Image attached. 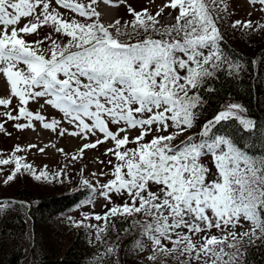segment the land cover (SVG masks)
<instances>
[{
    "label": "snow or ice",
    "instance_id": "obj_1",
    "mask_svg": "<svg viewBox=\"0 0 264 264\" xmlns=\"http://www.w3.org/2000/svg\"><path fill=\"white\" fill-rule=\"evenodd\" d=\"M97 2L56 0L64 9L88 18L80 22L50 10L51 0H0V73L11 93L0 98V106L6 108L0 116L14 121L24 117L28 123L15 127L31 128L33 119L46 118L27 105L43 99L74 126L69 133L53 118L43 123L44 129L83 138L102 134L94 143L84 144L81 154L112 141L105 155L111 154L116 163L109 160L112 171L101 174L113 178L99 189L83 180L91 193L83 203H92L98 190L109 203L113 196L123 198L122 204L113 203L110 208L106 204L104 215L94 218L105 225L110 218H131L130 228L123 233L137 231L135 249L147 252L150 264H164L168 258L174 264H244V244L264 240V152H250L236 136L251 137L257 131L256 122L243 114L242 105L229 104L200 125L198 133L176 143L196 125L205 103L201 93L215 91L211 84L217 74L225 66L229 76L243 69V62L230 58L222 48L217 21L227 6L221 9L217 0H167L153 15L148 8L138 12L129 5L131 22L122 25L117 19L105 25L93 7ZM250 2L264 6V0ZM165 8L177 11L174 24H160L158 17ZM22 20L26 22L19 26ZM46 25L67 37L66 43L52 39V34L43 40H25L24 35H39L38 29ZM232 27L253 29V23L237 20ZM257 27L264 29V24ZM44 41H50L47 55L39 47ZM13 98L19 103L16 116L7 110ZM233 124L236 130L230 133L227 126ZM110 125L116 126L115 132ZM137 129L139 135L130 139L128 133ZM149 135L152 138L146 141ZM260 142L264 143V131ZM129 144L136 146L129 148ZM207 157L214 171L202 163ZM22 159L15 153L0 159V165L15 161L14 171L3 183L13 181L22 170L36 180L62 174V170L51 177L46 170L37 174ZM16 204L30 207L4 199L0 213ZM137 215L142 219H136ZM245 224L252 227L235 231ZM213 230L225 234L218 236ZM106 231L107 227L98 228L97 240L102 241L100 233ZM121 244L118 235L101 256L93 257L92 264L103 256L115 257L110 264H120Z\"/></svg>",
    "mask_w": 264,
    "mask_h": 264
},
{
    "label": "rangeland",
    "instance_id": "obj_2",
    "mask_svg": "<svg viewBox=\"0 0 264 264\" xmlns=\"http://www.w3.org/2000/svg\"><path fill=\"white\" fill-rule=\"evenodd\" d=\"M226 1L230 5V16L227 17H229L232 23L237 20H251L253 23V29L236 27L239 29V35H241L243 38H247L259 35L260 33H262V30L264 31V29H259L257 27L260 24H264V6L260 5L258 2L251 3L250 0ZM78 2L88 4L91 2V0H78ZM166 2L167 0H98V2L93 5V7L101 13V22L107 25L117 19H119L121 22H128L130 20H133V16L128 12L127 6L129 5L138 12L144 8H148L149 12L155 15V13L161 7H163ZM111 4H115L116 11L106 13V8ZM52 9H55L56 11L61 13L62 18H66L69 20L76 19L80 22H88V18H81L78 14L72 13L71 10L64 9L63 7L57 5L56 0H51L50 10ZM177 14V11H172L171 9L165 8L161 16L158 17V19H160V24H172L173 22H175V17ZM92 19L95 18L93 17ZM24 22L26 21L22 20L19 26H23ZM38 31L39 35H22H24L25 40L29 42L43 40V38L48 36L49 34H52V39H56L58 42L66 43L67 41V37L56 35L54 33V29L51 26H43L42 28L38 29ZM49 43L50 41H44L39 45V47L44 50L46 55L48 54L47 49L49 47ZM10 94V85L7 83L6 77L2 73H0V98H6L10 96ZM261 99L262 101H264V96ZM229 104L240 103L236 101L226 103V105ZM42 105L43 107H41ZM18 107V100L16 98H13L12 104L8 106L7 110H11L12 114L16 116L18 115ZM27 107L34 114L37 112L42 114L46 118L45 121H36L35 119H33L31 121L33 127L18 129L15 127V124L28 123V120L26 118L21 117L19 120L14 121L8 120L6 116H0V122L4 123V128L0 129V159L10 158L15 153L16 156H20L23 158L21 160L22 164L28 163L32 165L37 174H39L40 171L45 170L49 173L50 177L53 174L60 172L61 170L62 174L57 176L55 179L36 180L34 176L23 172L22 170L21 174H17L13 181L5 184L3 183V181L9 174H11L12 171H14L15 161L10 163L9 165H0V200L8 199L14 201H23L27 205H30V207H23L20 204H16L8 211L0 213V223L3 219L2 217H8L12 213L25 214L24 212H26V214H28L32 207V203L35 201L25 200L23 198H15L12 196L13 188L18 184L19 179L21 180L22 178H24L25 180H27L31 187L36 191L33 193L38 196L44 194L52 195L66 193L76 189L85 188L86 186H84L82 183L83 180H89L94 186L97 187V189H99L100 185L107 183L108 180L113 178L111 175L101 174L110 173L112 171V165L108 163L109 160H112L113 163H116L115 157H113L111 154L105 155L106 149L113 147L112 141L109 140L103 144H99L95 149H84L83 153L81 154L80 149L84 144L94 143L98 137L102 138V134L97 133L96 136H89L88 138L76 137L68 133L61 136L59 134V129L53 131L51 129L43 128L44 122H49L54 118L60 121V128L68 129L69 133L74 130V126L63 119V114L59 110L45 104L43 99H40L38 102L30 101ZM5 111V106H0V113H3ZM243 114L246 116L245 112ZM110 128L112 131H116L115 125H110ZM171 130L172 129H169V131ZM191 130L178 137L176 143H179L180 140L185 139L186 136L192 135ZM161 134L166 135L168 133L165 132ZM120 135L123 136L124 133H121ZM128 135L129 138L132 139L133 137L139 135V130H132L128 133ZM151 138L152 136L149 135L145 137V140L147 141ZM30 145H35V147H29ZM17 146H19L20 148L19 151H16ZM135 146V144H129L127 147L133 148ZM40 149H43V151H40ZM74 155L76 156L75 159H73ZM100 161H103V163H100ZM202 163H204L213 171L215 170L211 163L210 157L204 158L202 160ZM89 194L91 195L90 192ZM88 198L89 197L83 199L72 209L68 210L60 217H57L55 221H53L51 227V236L53 238V242L62 243L63 245H65L68 239L70 240V237L77 233L78 230L81 229L82 232L84 231V233L88 235L89 243L92 247V253L90 254V264H92L93 257L101 256L105 252L106 247L111 246L114 242L117 241V236H114V233L108 230L106 232L100 233L102 241L97 240V229L107 227L108 224L105 225L104 221L95 220L94 215L99 214L103 216L105 211L107 210L105 208L106 204L109 208L113 206V203L122 204L123 198L119 197L118 195L113 196L112 203H109L104 197L99 194V190L96 192L92 203H83V201L87 200ZM85 213L89 214L88 218L85 217ZM69 218H71V220ZM29 225L31 224L29 223ZM251 227V224H245L243 227H237L235 231L238 233L244 232L248 231ZM27 232L30 233L29 230H27ZM28 233H22L23 238H25ZM213 234L220 236L224 235L225 233L213 230ZM23 238L16 239L19 247L21 242L23 241ZM29 239H32L31 235ZM5 246L7 247V245H5V241L4 243L0 241V264H3L4 254L7 251ZM25 249L26 250L21 264H30L33 255L27 248ZM126 250L127 246H120L118 252L120 259L121 257H123V253H125ZM132 252L134 256L140 259L143 264H150L149 260L147 259V252L141 254L137 252L135 248L134 250H132ZM114 259L115 257L103 256L98 264H110V261H113Z\"/></svg>",
    "mask_w": 264,
    "mask_h": 264
},
{
    "label": "trees",
    "instance_id": "obj_3",
    "mask_svg": "<svg viewBox=\"0 0 264 264\" xmlns=\"http://www.w3.org/2000/svg\"><path fill=\"white\" fill-rule=\"evenodd\" d=\"M217 2L221 9L227 6L226 11L219 12L220 19L217 21L223 36L222 48L226 55L242 61L244 66L237 76L227 75L225 66L217 74L218 78L211 84L215 91L211 93L202 91L205 103L200 109L196 125L191 133H198L200 125L212 119L218 111L225 107L226 103L236 101L246 109V117L254 120L257 125V131L251 137L247 134H240L236 136V139L250 152L261 153L264 152V143L260 142V132L264 131V111L259 108L258 99L259 95L264 92V31L262 30L259 35L243 38L238 34L239 29L232 27L233 23L227 17L230 16L229 3L226 0L222 2L217 0ZM213 14L215 15V11ZM124 23L121 22L122 25ZM221 130H224L223 127ZM235 130L236 125L227 126L228 132L235 133ZM33 192H36L35 189L24 178L19 179L18 184L13 188V197L35 201L28 214L26 212L25 214L12 213L8 217L1 218L0 241L3 243L5 241L7 245L3 264H21L25 248L33 255L30 264H90L92 247L84 231L78 230L65 245L53 242L51 236L53 221L89 197L90 190L85 187L66 193L38 195L39 197ZM136 219L139 220L142 217L137 215ZM130 225L131 218L127 220L110 218L107 230L112 231L114 236L120 235L123 243L121 246H127V250L120 259V264H143L132 252L135 248L134 240L139 239L137 231H132L130 235L123 233V229H129ZM18 232L29 235L23 238V234ZM22 238L23 241L19 247L16 239ZM241 251L244 252V264H264V240L245 244ZM164 264H174V261L168 258Z\"/></svg>",
    "mask_w": 264,
    "mask_h": 264
},
{
    "label": "bare ground",
    "instance_id": "obj_4",
    "mask_svg": "<svg viewBox=\"0 0 264 264\" xmlns=\"http://www.w3.org/2000/svg\"><path fill=\"white\" fill-rule=\"evenodd\" d=\"M115 12L116 11V9H115V4L113 5V4H111L110 5V12Z\"/></svg>",
    "mask_w": 264,
    "mask_h": 264
},
{
    "label": "built area",
    "instance_id": "obj_5",
    "mask_svg": "<svg viewBox=\"0 0 264 264\" xmlns=\"http://www.w3.org/2000/svg\"><path fill=\"white\" fill-rule=\"evenodd\" d=\"M262 97H263V96H262ZM262 97H261V98H262ZM262 107L264 108V105H262Z\"/></svg>",
    "mask_w": 264,
    "mask_h": 264
}]
</instances>
